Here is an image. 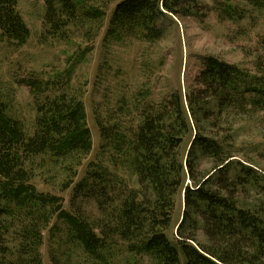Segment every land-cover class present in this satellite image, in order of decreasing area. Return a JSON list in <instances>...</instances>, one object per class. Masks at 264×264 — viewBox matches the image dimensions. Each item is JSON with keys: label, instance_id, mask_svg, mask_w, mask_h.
<instances>
[{"label": "trees", "instance_id": "16d2710c", "mask_svg": "<svg viewBox=\"0 0 264 264\" xmlns=\"http://www.w3.org/2000/svg\"><path fill=\"white\" fill-rule=\"evenodd\" d=\"M212 1L222 16H243L232 0ZM43 3L41 40L69 45L92 42L110 6L108 34L147 42L162 37L168 18L202 19L209 10L202 0ZM17 5L0 0V33L19 45L30 33ZM199 59L202 68L184 91L158 103L123 100L95 114L100 157L76 183L92 149L82 87L67 75L61 90L41 98L31 134L0 99V264H44L47 229L65 247H51L50 264H181L180 254L183 264H264V171L252 157L240 158L237 145L242 130L264 123V54L255 71L214 55ZM21 82L35 95L52 84ZM35 166L46 171L37 175ZM55 169L63 171L59 190L73 187L69 209L44 187L55 182ZM78 199L92 201L95 214L76 209Z\"/></svg>", "mask_w": 264, "mask_h": 264}, {"label": "rangeland", "instance_id": "374dc122", "mask_svg": "<svg viewBox=\"0 0 264 264\" xmlns=\"http://www.w3.org/2000/svg\"><path fill=\"white\" fill-rule=\"evenodd\" d=\"M202 2L209 9L202 19L168 18L164 22L162 37L154 42L117 33L108 34L110 6L104 26L92 42L79 41L69 45L56 38H49L46 42L41 40L45 12L43 0H18V12L30 34L25 43L17 45L1 37L0 33V99L8 103L9 114L24 124L26 132L31 134L35 106L41 98L61 90L67 75L71 76V84L82 87L84 120L90 131L92 149L82 166L78 167V174L74 177L76 183L84 177L89 163L100 157L102 140L95 122L96 113L104 116L108 109H114L123 100L137 105L158 103L176 89L184 91L202 68L200 56L214 55L255 71L256 60L264 54V5L232 0L243 16L228 18L221 15L218 7V11L215 10L212 0ZM82 49L86 51L84 55H79L77 51ZM23 79L50 81L52 84L45 92L35 95L37 93L21 82ZM248 125H252V122ZM248 141L252 142L254 148L245 146L244 143ZM238 142L241 150L238 156L242 159L243 155L252 157L259 170L264 171V123L259 121L258 128L242 130ZM109 167L115 171L112 164ZM35 169L37 175L46 171L42 166H35ZM55 170L58 172L55 182H49L52 184L47 183L44 187L61 196L64 207L69 209L70 199L74 195L73 187L61 192L58 184L62 183L63 171ZM115 172L124 175L125 170ZM47 174L54 177L51 171L47 170ZM75 208L87 215L95 214L92 201L78 199ZM179 211L178 208L176 215ZM50 231H44L40 247L44 264H50L51 247L57 251L65 249L59 242L61 235L51 237ZM180 256L183 264V256ZM141 264H147L146 260Z\"/></svg>", "mask_w": 264, "mask_h": 264}]
</instances>
